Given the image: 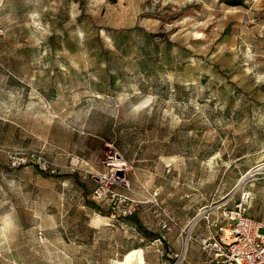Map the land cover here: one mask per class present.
<instances>
[{
	"label": "rangeland",
	"instance_id": "374dc122",
	"mask_svg": "<svg viewBox=\"0 0 264 264\" xmlns=\"http://www.w3.org/2000/svg\"><path fill=\"white\" fill-rule=\"evenodd\" d=\"M242 191L264 224V0H0V264H165L195 219L211 264Z\"/></svg>",
	"mask_w": 264,
	"mask_h": 264
},
{
	"label": "built area",
	"instance_id": "2783aa9c",
	"mask_svg": "<svg viewBox=\"0 0 264 264\" xmlns=\"http://www.w3.org/2000/svg\"><path fill=\"white\" fill-rule=\"evenodd\" d=\"M40 160L37 163L40 164ZM13 163V165H17ZM116 172L111 176L115 177ZM128 186V185H126ZM106 190L99 187L94 196L102 198L106 195ZM158 193L149 194V205L156 213L161 209L157 200ZM249 193L242 191L233 205L232 209L223 210L219 217L208 226V230L198 240L201 248L205 252H214V259L211 264H264V224L254 220L247 215L250 205ZM136 211L134 208L124 209L121 211L123 216H130ZM160 216V215H159ZM174 219L168 214L163 213L158 220L157 225L160 231L168 233L174 227ZM196 219L189 226V233L181 239L179 251H174L164 245L168 244L165 237L157 239V243L161 247V256L165 258V264H186L188 247L192 242L196 243L195 238L190 234L196 228ZM208 233V234H207Z\"/></svg>",
	"mask_w": 264,
	"mask_h": 264
},
{
	"label": "bare ground",
	"instance_id": "6f19581e",
	"mask_svg": "<svg viewBox=\"0 0 264 264\" xmlns=\"http://www.w3.org/2000/svg\"><path fill=\"white\" fill-rule=\"evenodd\" d=\"M125 262L127 264L134 263V262L136 264H145L143 257L139 256V253L136 251L131 254H127L125 256Z\"/></svg>",
	"mask_w": 264,
	"mask_h": 264
},
{
	"label": "trees",
	"instance_id": "16d2710c",
	"mask_svg": "<svg viewBox=\"0 0 264 264\" xmlns=\"http://www.w3.org/2000/svg\"><path fill=\"white\" fill-rule=\"evenodd\" d=\"M240 3H236V5H239Z\"/></svg>",
	"mask_w": 264,
	"mask_h": 264
}]
</instances>
